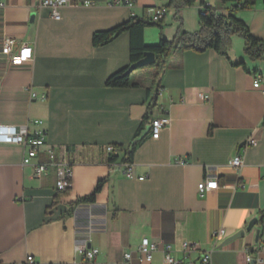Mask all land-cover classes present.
I'll list each match as a JSON object with an SVG mask.
<instances>
[{
    "label": "crops",
    "instance_id": "obj_1",
    "mask_svg": "<svg viewBox=\"0 0 264 264\" xmlns=\"http://www.w3.org/2000/svg\"><path fill=\"white\" fill-rule=\"evenodd\" d=\"M42 1L0 0V125L34 130L41 121L44 150L54 148L72 162V186L57 189L54 166L36 177L33 165L23 164V145L0 142V264H19L28 255L39 264H73L84 241L100 250L90 264H166L161 251L152 262L141 261L144 237L171 245L177 258L182 243L197 244L195 264L211 250V264H249L248 255L264 264L263 227L258 238L256 226L220 248L213 237L222 227L230 236L264 216V58L251 60L238 36L229 59L213 49L175 50L153 112L154 119L168 113L171 125L158 139L148 126L133 157L134 177L126 178L123 154L109 162L104 146L126 145L135 136L147 112L153 69L135 71L144 87H106L108 77L129 64V34L100 47L93 46L92 36L128 21L131 10L110 6V0H70L76 4L60 7L55 19ZM134 1L139 17L148 7L168 3ZM204 3L219 14L233 5L196 0L181 9V20L171 10L163 28L145 27V44L155 46L161 36L171 40L179 28L198 31ZM237 16L264 41V0ZM9 38L16 49L30 45L33 60L12 65L2 52ZM240 61L245 64L234 65ZM256 78L261 88L253 87ZM31 92L48 97L33 99ZM250 138L257 144L243 150ZM239 151L244 164L237 170L230 161ZM40 161H47L45 153L34 159ZM207 178H216L220 187L201 194L198 185ZM103 180L95 202L77 206Z\"/></svg>",
    "mask_w": 264,
    "mask_h": 264
},
{
    "label": "trees",
    "instance_id": "obj_2",
    "mask_svg": "<svg viewBox=\"0 0 264 264\" xmlns=\"http://www.w3.org/2000/svg\"><path fill=\"white\" fill-rule=\"evenodd\" d=\"M221 4H233L226 14H219L218 10L212 6L206 8L205 14H200V29L196 32H188L179 28L176 36L169 40L161 36L159 44L147 46L144 42L143 31L146 26L154 25L160 28L164 27L165 20L171 10L175 11V19H180L182 8L194 5L196 0H167L164 7L166 14L160 20L152 22L146 17H131L128 21L119 24L111 29L96 31L92 36V44L100 47L109 44L120 34L127 32L130 38L129 44V64L108 77L105 82L106 87H144L142 81L136 79L135 71L126 75L128 69L145 57L147 52H154L156 56L155 63L152 65V83L147 89V112L135 136L126 145H117L122 148L123 164H133V157L137 148L146 140L148 126L153 121V112L157 105L158 92L161 87L162 77L166 70L171 66L169 57L175 50L185 51L193 50L196 52H205L213 49L222 56L229 59V51L232 48L234 36L241 37L244 40V52L251 60H262L264 58V41L253 36L247 23L237 16L239 11L248 10L255 4L256 0H219ZM245 63L240 61L234 65L241 66ZM264 126V120L262 123ZM151 133V131H150ZM118 155L111 156L109 162L118 159ZM103 181H100L94 192L77 202V206L85 203H94L96 195L103 187ZM66 192V191H65ZM62 193L57 195L58 197ZM264 216L260 218L262 222Z\"/></svg>",
    "mask_w": 264,
    "mask_h": 264
},
{
    "label": "built area",
    "instance_id": "obj_3",
    "mask_svg": "<svg viewBox=\"0 0 264 264\" xmlns=\"http://www.w3.org/2000/svg\"><path fill=\"white\" fill-rule=\"evenodd\" d=\"M76 4L70 0H43L42 5L51 8L52 17L59 19V8L63 6H68ZM110 6H121L124 5L131 10V17H136L137 14L134 11L137 3L134 0H110ZM210 5L204 3L201 7V13L205 14L206 8ZM166 14L164 7H148L145 10V15L148 20L152 22L160 21ZM2 52L9 57V60L12 65L22 66L26 63H29L33 60V48L30 45L22 44L18 49H16V40L9 38L5 41ZM254 88H261V79L256 78L253 82ZM31 97L33 99L46 100L48 95L43 93L38 96L37 93L31 92ZM201 100H206L207 96L204 94H199ZM38 125L34 130H30L28 126L22 127L19 130L13 129L12 126L0 125V142L15 143L23 145L26 149L25 156L23 159L24 165H33L35 176L42 177L49 169L50 166H54L56 169L57 181L56 187L59 191H66L72 186V162L67 157H59L54 148H47L45 136L46 132L43 128L39 126L42 124L41 121L36 122ZM171 125V118L168 113H165L159 118L153 119L151 126L152 137L158 139L161 135V132ZM257 140L255 138H250L243 146V150L255 146ZM105 153L111 157L114 155L123 154L121 147L117 145H105ZM45 153L47 156V161L34 163V159L37 158L40 154ZM179 164H184V160H179ZM244 164L243 156L237 153L230 161V166L239 170ZM124 175L126 178H133V164H125ZM145 176H140L139 179H145ZM240 187L245 188V184H239ZM220 187L219 182L216 178H207L198 185L199 192L204 194L205 192L216 190ZM261 229L264 228V221L260 225ZM228 231L226 228L222 227L217 230L213 237L215 244L223 241L228 237ZM199 246L194 243L184 242L182 243V255L180 257H175L172 254L173 247L171 245H159L155 242H152L148 237H144L141 241L139 251L141 254V261L150 263L153 260V255L157 251L163 252L164 262L166 264H195L193 259V253L199 251ZM77 255L80 258L76 257L73 261V264H90L96 257L99 255L100 250L97 248H91L88 246V241L77 244L76 247ZM131 254L128 253L125 255L126 259H130ZM212 261V250L205 251L200 257L201 264H211ZM247 262L251 264L253 262V257L251 255L247 256ZM19 264H39L35 257L28 255L26 259Z\"/></svg>",
    "mask_w": 264,
    "mask_h": 264
},
{
    "label": "water",
    "instance_id": "obj_4",
    "mask_svg": "<svg viewBox=\"0 0 264 264\" xmlns=\"http://www.w3.org/2000/svg\"><path fill=\"white\" fill-rule=\"evenodd\" d=\"M156 60V56L154 52H147L145 54V57L143 59H141L140 61H138L137 63L133 64L128 71L125 73L126 75L131 74L133 71L145 67V66H150L153 65L155 63ZM241 149V147H240ZM261 221L258 217H255L254 219H252L249 224L247 225V227L238 230L237 232H235L234 234L228 236L226 239H224L223 241H221L218 245V247H224L225 245L240 239V238H244L246 236V234L250 231H252L256 226L258 227L257 229V237H259L260 233H261ZM251 264H255V261H253Z\"/></svg>",
    "mask_w": 264,
    "mask_h": 264
},
{
    "label": "rangeland",
    "instance_id": "obj_5",
    "mask_svg": "<svg viewBox=\"0 0 264 264\" xmlns=\"http://www.w3.org/2000/svg\"><path fill=\"white\" fill-rule=\"evenodd\" d=\"M217 2H219V5H221V2H220L219 0H217ZM169 20H170V23L173 21L172 16L169 17ZM168 38H169V37H168ZM151 67H152V65H150V66H145V67L139 68V69H137V70H138V71H140V70H144V69L149 70V69H152Z\"/></svg>",
    "mask_w": 264,
    "mask_h": 264
}]
</instances>
